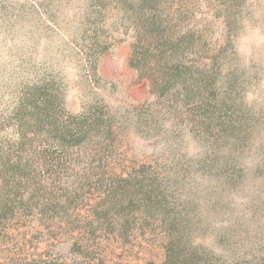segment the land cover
<instances>
[{"label":"rangeland","instance_id":"obj_1","mask_svg":"<svg viewBox=\"0 0 264 264\" xmlns=\"http://www.w3.org/2000/svg\"><path fill=\"white\" fill-rule=\"evenodd\" d=\"M159 3L171 16L182 15L179 33L194 34L198 47L187 60L199 57L200 66L217 77L219 96L231 116L225 132L219 124L210 132H196L188 122L174 123L149 81L141 80L128 63L133 33L119 25L122 11L116 0H0V112L13 100L20 81L42 70L56 73L65 84L69 110L80 112L101 100L116 116L117 145L104 161L109 168L120 172L128 165L151 162L171 194L172 213L178 214L195 243L227 259H262L264 0ZM94 21L104 26L111 42L108 53L99 56L98 80L88 70L83 47ZM102 155L99 143L80 148L70 182L85 183ZM88 188L80 205L83 210L93 198ZM137 235L126 243L114 234L97 238L101 264L159 262L163 252L159 228L145 226ZM52 236H38L31 246L48 240L53 255L75 259L70 232ZM21 241L17 236L9 245L0 242V264L15 262Z\"/></svg>","mask_w":264,"mask_h":264},{"label":"trees","instance_id":"obj_2","mask_svg":"<svg viewBox=\"0 0 264 264\" xmlns=\"http://www.w3.org/2000/svg\"><path fill=\"white\" fill-rule=\"evenodd\" d=\"M116 1L122 11L119 25L133 33L128 63L149 81L174 123L188 122L196 132H210L219 124L225 132L231 118L227 103L219 96L217 77L200 66L199 57L187 60L198 44L191 31H177L182 15L166 13L159 0ZM89 31L83 47L88 70L98 80L99 56L108 53L111 42L98 21ZM14 87L13 100L0 112V242L9 245L18 236L23 246L13 264H101L97 238L114 234L126 243L139 229L155 225L163 252L159 262L150 264H264V258L227 259L195 243L172 213L171 194L151 162L120 172L109 168L105 157L114 154L120 127L108 104L94 100L80 112L69 110L63 79L47 70ZM94 142L104 153L98 167L85 183L70 182L80 148ZM86 187L93 198L83 210ZM67 232L73 260L53 255L48 240L31 246L38 236ZM86 232L89 237L83 238Z\"/></svg>","mask_w":264,"mask_h":264}]
</instances>
